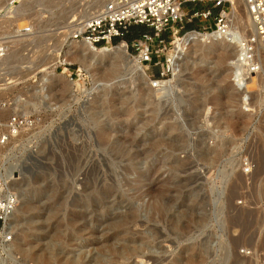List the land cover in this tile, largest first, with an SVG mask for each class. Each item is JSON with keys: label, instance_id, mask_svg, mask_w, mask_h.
<instances>
[{"label": "rangeland", "instance_id": "rangeland-1", "mask_svg": "<svg viewBox=\"0 0 264 264\" xmlns=\"http://www.w3.org/2000/svg\"><path fill=\"white\" fill-rule=\"evenodd\" d=\"M22 1L8 18L1 12L10 0H0L9 40L0 126L14 109L34 121L0 145V178L19 198L1 256L18 264H264V49L252 87L238 89L233 46L213 35L188 40L160 92L138 78L129 45L116 59L101 47L81 51L72 38L110 0L87 10L91 0ZM244 2L234 21L245 30Z\"/></svg>", "mask_w": 264, "mask_h": 264}, {"label": "built area", "instance_id": "built-area-1", "mask_svg": "<svg viewBox=\"0 0 264 264\" xmlns=\"http://www.w3.org/2000/svg\"><path fill=\"white\" fill-rule=\"evenodd\" d=\"M192 2L209 5L202 8L189 7ZM246 5L253 32H249L248 28H234L229 17L230 0H110L72 38L84 41L93 50L124 41L134 50L133 58L143 67L149 85L158 88L162 83L171 81L175 74V35L178 36L183 24H193L185 33L195 30L208 32L225 39L227 45L236 49L231 60L234 70L231 80L238 89H244L246 81L261 70L257 43L264 45V0H246ZM196 21L198 24L195 25ZM136 25L150 31L143 30L127 41L125 35L128 29ZM165 32L166 36L163 35ZM8 51L9 40L0 32V60ZM159 82L161 84L158 85ZM77 90L83 93L85 86H76V94L79 93ZM14 104L3 102L2 105L9 109L8 105L12 107ZM33 122L22 110L14 109L5 124L0 126V145L19 131L33 127ZM18 202L16 192L0 181V246L5 244L6 249L11 243L10 220Z\"/></svg>", "mask_w": 264, "mask_h": 264}, {"label": "bare ground", "instance_id": "bare-ground-1", "mask_svg": "<svg viewBox=\"0 0 264 264\" xmlns=\"http://www.w3.org/2000/svg\"><path fill=\"white\" fill-rule=\"evenodd\" d=\"M21 1L22 0H10V2L8 3V5L4 8V10L1 12V14H2V16H8L9 14H10V16H8V18L9 17H11V13H12V11H14V13H15V9H17V6H19V3H21ZM231 1V10L229 11V17L231 18V21H232V25L234 26V28H236L237 26H236V23H235V21H237V20H239V16H238V6H237V4L239 3V1L240 0H230ZM245 1V0H244ZM23 2V4H24V2H26V0H23L22 1ZM99 3H100V1H99ZM98 3V1H96V0H91V2H90V4L88 5V6H86L85 7V10H87V9H89L91 6H96V5H98L99 4ZM241 3V2H240ZM243 3V2H242ZM105 4V3H104ZM104 4L103 3H100V5L99 6H101V8L104 6ZM22 7V6H21ZM100 8V9H101ZM99 9V10H100ZM244 9H245V25H244V27L243 28H248V29H250V31L249 32H253V28L252 27H250V23H249V13H248V11H247V5H246V2H244ZM18 11V10H17ZM19 11H21V9L19 10ZM18 11V12H19ZM98 11V10H97ZM96 11V12H97ZM96 12L91 16V17H93L95 14H96ZM9 13V14H8ZM8 14V15H7ZM24 14H22V16H23ZM21 16V17H22ZM91 17H89V18H86L82 23H81V28H79V29H77V30H75L73 33H71V36L74 34V33H77V32H79V31H81V30H83V28H84V26L86 25V23L89 21V19L91 18ZM23 18V17H22ZM22 18H20L19 17V19H22ZM6 19V18H5ZM4 19V17H2V19L0 20V25H1V22L2 23H4V22H6L7 20H5ZM235 20V21H234ZM19 27V24H17L16 25V28H18ZM17 31V30H16ZM212 36L213 35V37L214 38H216V39H218V40H220V41H223L224 43H226L227 41L225 40V39H221V38H218V37H216L214 34H211V33H205V32H201V31H197V30H195V31H189V32H186L182 37L181 36H177V35H175V42H174V44H175V46H176V51H177V53H176V59L178 58V56H179V54H180V52H181V50H182V47H183V45L186 43V42H188V40H193V39H198V38H201V39H206V37H208V36ZM79 41H81V45H80V47H79V50H84V49H86V48H88L89 47V45L87 44V43H85L84 41H82V40H79ZM90 48V47H89ZM126 48H127V45H126V43L124 42V41H120V42H118L116 45H106V46H103V47H101V51H104V52H111L112 54H113V57L114 58H116V59H123V58H126V57H124L123 55H124V53H125V51H126ZM259 49H264V45H262V44H260L259 42L257 43V50L259 51ZM93 50V49H92ZM96 50V49H95ZM236 51V49L234 48V52ZM78 52V51H77ZM127 53V52H126ZM81 54L82 53H79V55L81 56ZM126 56H128V53H127V55ZM130 56V55H129ZM128 58V57H127ZM129 59V62H131L132 63V65L134 66V71L136 72V74L138 75V78H140L141 80H143L145 83H147V84H149V82H148V78L146 77V75H145V72H144V69H143V67L141 66V65H139L137 62H136V60L133 58H128ZM2 60V59H1ZM56 60H57V56H54V58H53V62L51 63V67H52V65L53 64H55V62H56ZM55 61V62H54ZM176 64V63H175ZM39 66V65H38ZM45 69H47V67H44V66H41L40 68H39V70L38 71H44ZM234 70H232V72H233ZM253 77L254 76H252V77H250V81H251V83H249V84H247L248 83V81L249 80H247L246 81V87H247V90L249 89L250 90V88L252 87V84L254 83L253 81H254V79H253ZM42 78H43V81H46L47 80V78H46V76L45 75H43L42 76ZM72 82V81H71ZM68 84V83H67ZM159 84H161L160 82L158 83V85ZM45 85V84H44ZM96 85V84H95ZM167 86V82H165V83H162V85L160 86V87H158V88H154L156 91H160L161 92V89H165V87ZM234 85V84H233ZM68 86H72V84L70 83V81H69V85ZM150 86V85H149ZM151 87V86H150ZM151 88H153V87H151ZM167 88V87H166ZM43 88H41V90H42ZM247 90H245V92L247 91ZM248 92V91H247ZM157 93H159V92H157ZM157 93H155V94H157ZM216 150H214L213 152H215ZM261 158H262V156H261ZM260 159V158H259ZM263 161V160H262ZM263 165V164H262ZM257 170V169H256ZM8 174H9V172H7ZM6 173V174H7ZM10 176V175H9ZM1 179V181H2V183H7V181L6 180H4L3 178H0ZM232 196V195H231ZM17 209V208H16ZM236 241V240H235ZM1 247H3L2 249H0V264H18L17 263V260L13 257V256H11V255H8V254H6L7 256H5V257H2V256H4V254H5V252H7V249H6V246H5V244H3V245H1L0 246V248ZM3 250H4V253H3ZM1 253H3V255L1 254ZM2 255V256H1Z\"/></svg>", "mask_w": 264, "mask_h": 264}, {"label": "trees", "instance_id": "trees-1", "mask_svg": "<svg viewBox=\"0 0 264 264\" xmlns=\"http://www.w3.org/2000/svg\"><path fill=\"white\" fill-rule=\"evenodd\" d=\"M143 30H145L144 26L141 25L132 26L128 29V32L125 35V39L127 41H130L132 38L136 37L138 33H140Z\"/></svg>", "mask_w": 264, "mask_h": 264}, {"label": "crops", "instance_id": "crops-1", "mask_svg": "<svg viewBox=\"0 0 264 264\" xmlns=\"http://www.w3.org/2000/svg\"><path fill=\"white\" fill-rule=\"evenodd\" d=\"M192 27H193V24H188L186 28H187V29H190V28H192Z\"/></svg>", "mask_w": 264, "mask_h": 264}]
</instances>
